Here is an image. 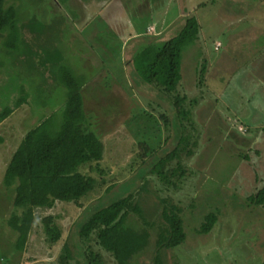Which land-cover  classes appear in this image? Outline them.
<instances>
[{"label":"rangeland","instance_id":"1","mask_svg":"<svg viewBox=\"0 0 264 264\" xmlns=\"http://www.w3.org/2000/svg\"><path fill=\"white\" fill-rule=\"evenodd\" d=\"M8 2L7 6L18 9L20 19L16 32L12 27L0 29V115L14 109L0 124V264L7 263L8 259L11 264H60L57 260L65 242L72 251L71 264H89L83 258L88 242L85 244L80 238V222L97 205L108 204L116 195L128 191L129 185L132 189L144 183L139 168L145 163L132 168L139 141L144 139L155 147L162 146L157 155L164 156L176 145L179 132L176 122L180 119L171 114L169 124L164 126L160 115L167 101L161 97L163 107L157 113L150 110L147 103L157 98L156 89L139 83L129 64L132 52L123 54L122 44H118L111 54H106L95 45L93 32H100V37L109 41L113 37L107 30L98 29L105 25L98 19L87 27L84 19L79 21L81 14L74 9L79 5L77 1ZM194 3L197 10L193 15L201 28L197 41L184 48L183 86L179 88L180 94L187 97L188 108L194 111L189 116L181 115L187 125L186 130H180L185 140L182 147L188 144L193 151L181 153L184 173L180 177L182 173L177 172V186L167 185L149 174V193L140 197L136 192V197L141 207L154 213L160 212L156 206L160 205V198L184 207V218L191 226L201 224L205 214L219 216L210 233L199 237L190 233L186 243L174 252L167 251V264H262L264 207L250 204L247 197L264 186V91L257 89L250 78L264 80V0H194ZM33 16H38L35 25L55 21L44 28L48 41H44L43 33V41L32 45L35 53L32 56V53L23 54L22 48L12 47L10 42L12 36L30 39L21 21L25 25ZM140 21L141 25L145 24ZM73 23L80 25L76 27ZM40 26L36 27L38 32H41ZM180 26L181 23L175 28ZM169 35L172 33L161 37ZM157 36L158 33L146 35L139 41L135 39L133 44L140 47L144 41H153ZM52 56L54 66L46 61ZM203 66L207 68L205 77L197 86L199 79L195 74ZM64 72H70L88 86L84 109L92 126L97 131H106L101 135L105 154L99 167L93 163L82 169L97 179V187L82 199L81 207L57 201L52 208L37 209L27 249L16 251L18 233L9 226L8 219L15 210L21 212V209L14 205V187L4 183L5 172L26 132L50 115L61 118L69 93L61 78ZM21 97L24 102L18 106ZM122 106L124 110L117 118L119 124L109 125L108 120L115 119L119 113L117 108ZM143 107L152 113V119L140 115ZM176 165L177 159L168 167ZM195 202L198 206H188ZM47 215L56 217L62 231L60 241L53 245L42 229L41 219ZM91 245L102 254L104 264H116L113 256L101 249L94 238Z\"/></svg>","mask_w":264,"mask_h":264},{"label":"trees","instance_id":"2","mask_svg":"<svg viewBox=\"0 0 264 264\" xmlns=\"http://www.w3.org/2000/svg\"><path fill=\"white\" fill-rule=\"evenodd\" d=\"M7 2L8 0H0V29L12 27L16 32L19 27V11L14 5L7 6ZM37 19V16H33L25 25L21 21V27L30 26L33 31H37L36 27L40 26V23L35 25ZM40 27L41 31H44L45 23L42 22ZM171 33L172 35L161 37L162 39L144 41L139 50L132 53L129 64L140 79V84L156 89L157 98L147 103L150 110H154L153 113H157L158 108L163 107L160 97L167 101L168 106L165 103L166 106L163 107L160 115L165 122L164 126L169 124L171 114L179 117L180 121L176 122L179 131L175 137L176 145L174 149L159 157L157 152L162 146L155 147L144 139L139 141V152L132 168L140 167L145 163L139 168L144 183L132 189V185H129L128 191L116 195L110 203L97 205L94 210L88 211L87 217L79 224L80 238L85 244L88 242L84 247L83 258L89 264H104L102 254L92 245L90 246L93 238L101 249L113 256L116 264H167V251L174 252L175 248L186 243L190 233L195 237L210 233L218 221L217 213H209L204 215L201 224L191 226L184 218V210H186L184 207L171 203L166 198H160V205H156L160 212L154 213L141 207L136 197V192L138 195L140 193V197L144 193H149L147 183L149 174L156 175L167 185L177 186L179 181L175 179L177 172L182 173L180 177L184 173L180 160L181 153L193 151L188 144L182 147L185 140L182 135L184 132L180 130L181 128L186 130L187 125L182 122L181 115L189 116L194 111L188 108L185 103L187 97L180 94L182 93L180 89L183 86V51L188 44L197 41L200 23L197 17L192 15L182 22L179 29L175 28ZM10 45L22 48L23 54L32 53V56L35 54L32 48L34 44L27 43L24 38L12 36ZM46 61L53 65L55 60L52 56ZM199 66H196L197 70ZM206 69L203 66L198 73L196 72L195 75L199 79L197 86L203 83ZM61 78L69 88L67 106L61 118L56 119V115H50L26 132L5 172L4 183L9 188L14 187V205L17 209H21V212L15 210L8 219L9 226L18 233L14 244L16 251L22 252L27 249L37 219V209L52 208L57 201L74 203L81 207L82 199L97 187V179L82 169L87 165L92 166L93 163H97L99 167L105 154V143L101 135L106 131L104 129L97 131L98 129L94 128L88 119L84 109V97L88 86L76 80L70 72L62 73ZM23 99L22 97L18 99V106L24 102ZM111 101L114 103L113 100ZM142 109L144 112L140 114L141 116L148 115L149 119L153 118L147 108L143 107L140 110ZM117 110L119 112L117 117L108 120L109 125L113 122L114 125L119 124L117 118H120L124 106L118 107ZM13 111L14 109L0 115V124ZM167 140L168 138L165 141ZM175 159H177L176 167H168ZM113 187V185L109 186L107 190L110 191ZM247 201L257 207H264V186L248 196ZM194 205L198 206L196 202L188 206ZM41 220L48 242L53 245L60 241L62 231L56 223V217L47 215ZM190 229L192 231H189ZM153 234L156 235L155 239ZM147 258L150 259L147 261ZM72 259L71 248L65 242L57 261L60 264H71ZM5 264H11L10 259Z\"/></svg>","mask_w":264,"mask_h":264},{"label":"crops","instance_id":"3","mask_svg":"<svg viewBox=\"0 0 264 264\" xmlns=\"http://www.w3.org/2000/svg\"><path fill=\"white\" fill-rule=\"evenodd\" d=\"M55 1L56 3H63L69 1L72 2L74 0ZM75 1L79 3V5L74 8L76 12L81 14V16H79L80 19H78L79 21L84 19L83 22L87 27L90 22L93 23L96 19H98L99 21L105 24L103 26L104 28L101 27L98 29L104 31L107 30L109 32V35L113 37V39L109 41L107 38L104 39L100 37V32H93V35L96 37H94L96 39L94 41L95 45L97 44L100 48H102L103 51H106V54H111V50H115L114 47L118 44H122L120 50L123 54L125 53V55H128L129 52L135 53V51L139 50L140 48L135 47V44H133L135 39L139 41L142 39V37L144 38V36L146 35H151L155 33H158L159 36H157V38H159L161 37V34L173 32L176 25L179 24L180 21L182 25V22L185 20V18L191 17L197 10V6L193 5L195 4L194 0ZM58 7L60 9L61 5L59 4ZM59 9H55L54 11H58ZM140 20L145 21V24L141 25ZM155 20L157 21L155 22ZM54 21L55 20L51 22H44L45 28H47V25L52 26V24H54ZM73 24H75V26L77 25L76 23ZM60 25L62 26L61 22ZM79 25L80 24H78L77 26ZM28 29L29 28L26 27L25 35L29 34L31 36L30 39L24 37V40L27 43L36 45L42 42L43 38L41 37V35L43 33L44 41H48V39L45 40L46 31L38 32ZM105 45H108V47H106ZM262 72L264 73L263 69ZM250 78H252L251 83L257 84V89L264 91V80L258 78L254 80L252 76Z\"/></svg>","mask_w":264,"mask_h":264}]
</instances>
